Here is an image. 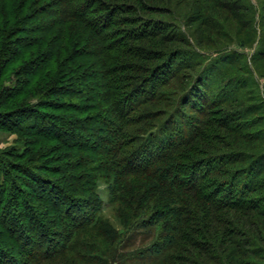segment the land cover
Wrapping results in <instances>:
<instances>
[{
	"label": "trees",
	"instance_id": "trees-1",
	"mask_svg": "<svg viewBox=\"0 0 264 264\" xmlns=\"http://www.w3.org/2000/svg\"><path fill=\"white\" fill-rule=\"evenodd\" d=\"M175 4L0 0V127L23 146L0 152V264H264L263 102L239 52L178 47L186 18L153 16Z\"/></svg>",
	"mask_w": 264,
	"mask_h": 264
},
{
	"label": "rangeland",
	"instance_id": "rangeland-1",
	"mask_svg": "<svg viewBox=\"0 0 264 264\" xmlns=\"http://www.w3.org/2000/svg\"><path fill=\"white\" fill-rule=\"evenodd\" d=\"M190 1L191 0H186L182 4H179V0H175L176 4L173 6L170 5L173 12L169 13L168 11L163 10L155 13L153 16L154 18L160 17L169 20H175V16L177 15L179 18L184 16L186 20L178 21L179 23L175 24V26H178V29L176 28L177 32L185 35L187 43L185 45H178V47L188 48L189 46H192L189 51L193 53L200 52L202 51L201 49L209 51V53H204L203 55V59L205 60L206 58L207 63L220 60L221 57L227 54L226 52H239L242 55L241 62L236 64V66H233V69L238 73H240L239 67L248 66V68L251 69L252 75H249V78L251 84L250 88L252 89L250 92H253V94L258 96L257 98H259V102H263L261 103L263 105L261 107H264V60L257 61L253 58L259 46H263L264 44V0H238L240 7L236 10H229L217 5L214 6V4L210 2L196 3V0ZM199 6H201V10H204L207 14V18L204 22L203 20H196V17H194V11L196 13V8L200 9ZM214 49L220 50L216 51ZM12 83H14V81L8 82V85L10 86ZM213 91L215 93L217 92L215 89ZM253 102L255 101H246L245 104L248 105ZM262 112L264 111L252 113L251 116H262ZM258 128L259 126L257 129ZM211 134L212 135H210L209 139H211L210 141L213 145L220 143V145H224L225 142L230 141V136L231 138L238 140V142H243L244 146H246V144L255 146L253 148L247 147V150L257 151L261 149L256 148L257 145L255 144L258 142L239 138L235 134L230 132L227 133L226 130L222 128L218 132H212ZM240 147H243V145H240ZM14 148L20 150L23 149L20 135L15 131L0 127V152H11ZM46 164L58 165L49 160ZM46 172H49V170ZM103 196L105 198L104 218L109 220L118 229L122 230L124 227L122 213L120 211L121 205L109 206V193L104 191ZM231 215L233 216V219L235 218L242 223H247V216L236 214ZM240 228L246 230L244 227ZM1 232H3L2 228L0 229V233ZM3 233L1 234L2 237L4 236ZM7 233L8 232L5 234ZM238 237L241 239L244 238L243 235H239ZM1 242L4 243V241ZM262 246L264 247V244H262ZM252 260L264 262V259L255 257H252Z\"/></svg>",
	"mask_w": 264,
	"mask_h": 264
}]
</instances>
